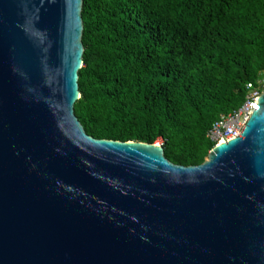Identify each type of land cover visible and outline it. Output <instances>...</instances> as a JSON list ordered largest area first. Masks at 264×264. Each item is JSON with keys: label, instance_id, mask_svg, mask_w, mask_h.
Segmentation results:
<instances>
[{"label": "water", "instance_id": "water-1", "mask_svg": "<svg viewBox=\"0 0 264 264\" xmlns=\"http://www.w3.org/2000/svg\"><path fill=\"white\" fill-rule=\"evenodd\" d=\"M82 0H0V264H264V87L200 164L96 138Z\"/></svg>", "mask_w": 264, "mask_h": 264}, {"label": "trees", "instance_id": "trees-1", "mask_svg": "<svg viewBox=\"0 0 264 264\" xmlns=\"http://www.w3.org/2000/svg\"><path fill=\"white\" fill-rule=\"evenodd\" d=\"M74 113L96 138L161 141L200 164L207 132L264 87V0H82Z\"/></svg>", "mask_w": 264, "mask_h": 264}, {"label": "built area", "instance_id": "built-area-1", "mask_svg": "<svg viewBox=\"0 0 264 264\" xmlns=\"http://www.w3.org/2000/svg\"><path fill=\"white\" fill-rule=\"evenodd\" d=\"M262 89L263 85L260 79L256 84L246 83L247 94L243 104L227 114L220 115L208 130L207 136L214 145L218 144L221 139L229 140L241 134Z\"/></svg>", "mask_w": 264, "mask_h": 264}, {"label": "bare ground", "instance_id": "bare-ground-1", "mask_svg": "<svg viewBox=\"0 0 264 264\" xmlns=\"http://www.w3.org/2000/svg\"><path fill=\"white\" fill-rule=\"evenodd\" d=\"M222 142H226V140H225V139H221V140L219 141V143H222Z\"/></svg>", "mask_w": 264, "mask_h": 264}, {"label": "rangeland", "instance_id": "rangeland-1", "mask_svg": "<svg viewBox=\"0 0 264 264\" xmlns=\"http://www.w3.org/2000/svg\"><path fill=\"white\" fill-rule=\"evenodd\" d=\"M160 142V141H159Z\"/></svg>", "mask_w": 264, "mask_h": 264}]
</instances>
